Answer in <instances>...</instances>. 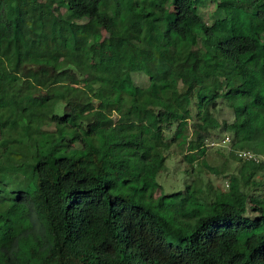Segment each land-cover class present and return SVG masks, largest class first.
I'll return each instance as SVG.
<instances>
[{"label": "trees", "instance_id": "trees-1", "mask_svg": "<svg viewBox=\"0 0 264 264\" xmlns=\"http://www.w3.org/2000/svg\"><path fill=\"white\" fill-rule=\"evenodd\" d=\"M10 1L0 264H264V169L236 156H264V0H233L245 7L216 30L195 0ZM132 43L138 72L124 63ZM95 46L111 62L92 60ZM81 86L100 87L97 99ZM220 103L232 122L219 123ZM219 129L229 149L211 166ZM174 146L188 169L183 190L166 193L158 178Z\"/></svg>", "mask_w": 264, "mask_h": 264}, {"label": "rangeland", "instance_id": "rangeland-1", "mask_svg": "<svg viewBox=\"0 0 264 264\" xmlns=\"http://www.w3.org/2000/svg\"><path fill=\"white\" fill-rule=\"evenodd\" d=\"M41 2V0H38ZM12 1L8 0V8H9V17L10 19H15L18 11H16V5H14ZM195 5L199 10L200 16H202L204 22L207 24L209 28L212 30H216L219 26L228 18L232 16H239L245 4L238 1L233 0H195ZM53 9V8H52ZM51 10V9H50ZM173 10V8H170ZM62 11V10H61ZM58 15V14H56ZM66 15L62 18L65 19ZM261 42L264 44V37L261 38ZM92 60L102 61L104 63L111 62V55L100 49L99 46H95L90 49ZM124 63L128 66V68L132 72H138L143 64V57L141 53V46L138 44H130L126 47V54L124 57ZM134 81L138 85H146L147 78L141 74H134ZM85 88L87 91L92 92L94 99H97L96 94L101 90L100 87L97 86H81ZM216 116L218 118L219 123L222 125L224 122L230 123L233 120V112L226 105L221 104L218 105ZM101 118L102 115L99 114L97 116ZM214 138L210 139L207 143V156L206 161L211 166H222L224 161L227 158V152L229 149V144H222L221 139L224 136H229L228 133L223 132L222 130H216L213 132ZM217 136V137H216ZM215 145H211V144ZM183 150L178 147H172L170 150L169 159H167L165 163V169L161 173L158 178L160 185L165 188L164 191L168 192H177L183 190L185 183V176L183 172L188 169V166L182 162ZM212 180V183L220 190L226 189V180L215 177L213 175L206 176ZM169 188H172L173 191H169ZM159 195V192L156 193ZM155 198V195L151 197ZM252 198L250 202L252 203ZM253 204V203H252ZM253 213H257V211H253Z\"/></svg>", "mask_w": 264, "mask_h": 264}, {"label": "built area", "instance_id": "built-area-1", "mask_svg": "<svg viewBox=\"0 0 264 264\" xmlns=\"http://www.w3.org/2000/svg\"><path fill=\"white\" fill-rule=\"evenodd\" d=\"M229 142L230 138L228 136H224V138L221 139L222 144H229ZM211 145L215 144L212 143ZM236 156L238 159L253 162L264 169V156L262 155H257L249 151H239L236 153ZM225 186L227 187V184H225Z\"/></svg>", "mask_w": 264, "mask_h": 264}]
</instances>
